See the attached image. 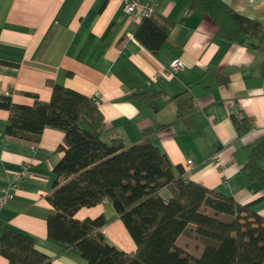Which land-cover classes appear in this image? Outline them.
<instances>
[{
	"label": "crops",
	"instance_id": "1",
	"mask_svg": "<svg viewBox=\"0 0 264 264\" xmlns=\"http://www.w3.org/2000/svg\"><path fill=\"white\" fill-rule=\"evenodd\" d=\"M173 21L152 54L132 35L140 16L120 0H0V94L13 103L47 100L48 81L95 96L106 135L128 145L148 136L175 174L233 197L252 201L264 214V186L240 168L249 150L264 140V0H223L256 19L235 41L219 36L217 24L189 0H142ZM183 66L169 69V61ZM151 91L138 99L132 93ZM242 112L249 129L238 133L231 119ZM7 110L0 107V188L27 164L13 196L0 205V233L10 226L33 237L34 247L55 264H87L75 247L47 236L46 196L55 174V149L62 129L45 125L38 141L5 134ZM190 159L191 163H186ZM264 170V154L257 160ZM102 214L105 241L125 252L133 241L108 201L81 206L74 217ZM180 233L175 243L193 256ZM180 241V242H179ZM7 260L0 255V264Z\"/></svg>",
	"mask_w": 264,
	"mask_h": 264
},
{
	"label": "trees",
	"instance_id": "2",
	"mask_svg": "<svg viewBox=\"0 0 264 264\" xmlns=\"http://www.w3.org/2000/svg\"><path fill=\"white\" fill-rule=\"evenodd\" d=\"M217 24L220 37L235 41L259 22L223 0H189ZM173 21L152 11L140 16L133 37L155 54L166 40ZM47 100L30 105L13 103L0 94V107L7 110L5 134L35 142L45 125L62 129L55 149L63 154L52 166L55 174L46 199V234L65 248L75 247L87 264H264V214L252 201L239 203L233 197L208 188L172 170L166 156L148 136L126 145L117 135H106L103 114L95 96L48 81ZM151 91L127 97L144 99ZM236 131L249 129L245 116L231 114ZM264 154V140L251 147L240 168L247 180L264 186V170L257 160ZM108 201L134 244L128 252L105 241L100 228L102 214L74 217L81 206ZM190 230L203 241L197 256L175 243ZM0 255L6 264H55L34 247L33 237L10 226L0 233Z\"/></svg>",
	"mask_w": 264,
	"mask_h": 264
},
{
	"label": "built area",
	"instance_id": "3",
	"mask_svg": "<svg viewBox=\"0 0 264 264\" xmlns=\"http://www.w3.org/2000/svg\"><path fill=\"white\" fill-rule=\"evenodd\" d=\"M123 4V8L126 12L131 13L136 16L149 15L152 12L150 6L147 5L146 2L142 0H120ZM169 69L171 71H175L183 66V63L179 59H172L168 63ZM243 113L237 110L234 113L235 118L239 119L243 117ZM186 163H191L190 159H186ZM27 164H23L21 169L16 174L17 178L24 177L27 174ZM13 179H11L5 186L0 188V205L3 204L7 199H10L13 196V191H15L17 187V183Z\"/></svg>",
	"mask_w": 264,
	"mask_h": 264
},
{
	"label": "rangeland",
	"instance_id": "4",
	"mask_svg": "<svg viewBox=\"0 0 264 264\" xmlns=\"http://www.w3.org/2000/svg\"><path fill=\"white\" fill-rule=\"evenodd\" d=\"M186 242L184 245L195 255L200 253L202 246H203V241L201 238L196 237L193 232L190 230H186L181 234V239ZM179 241V242H180Z\"/></svg>",
	"mask_w": 264,
	"mask_h": 264
}]
</instances>
